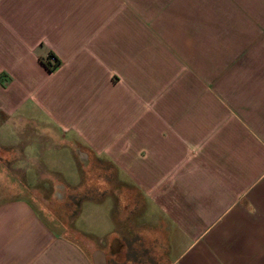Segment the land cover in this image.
<instances>
[{
  "label": "crops",
  "instance_id": "obj_1",
  "mask_svg": "<svg viewBox=\"0 0 264 264\" xmlns=\"http://www.w3.org/2000/svg\"><path fill=\"white\" fill-rule=\"evenodd\" d=\"M150 7L0 0L14 170L110 176L60 230L0 197V264H264V9Z\"/></svg>",
  "mask_w": 264,
  "mask_h": 264
},
{
  "label": "rangeland",
  "instance_id": "obj_2",
  "mask_svg": "<svg viewBox=\"0 0 264 264\" xmlns=\"http://www.w3.org/2000/svg\"><path fill=\"white\" fill-rule=\"evenodd\" d=\"M150 9H264V0H149ZM249 12V10H247ZM252 16V14H250ZM249 22V20H247ZM250 27H252L250 25ZM6 115L0 111V123L6 118ZM25 117L24 114L18 113L12 118L20 119ZM10 127H13L12 125ZM50 128V127H46ZM43 127H39L42 131ZM81 151V150H79ZM78 151V152H79ZM70 161V170L76 171L74 166H78L79 173H44L27 175L14 170L12 165L13 158L9 157L12 154L8 148L0 147V197L7 196H26L31 199L39 214L47 220L51 226L56 230H60L56 224V217L67 218L74 213L76 205L78 204V194L87 198L93 193V186L89 187V183L108 179L109 174H99L97 168L107 165V163L100 162L95 158H87L81 152ZM90 161V162H89ZM92 166L90 173H86L84 165ZM56 166V163H54ZM96 167V168H95ZM108 167V166H107ZM96 171V172H95ZM32 176V178H31ZM83 184H82V183ZM81 185L79 193L77 191V184ZM63 184L62 198L56 196V185ZM80 187V186H79ZM62 200L61 202L58 200ZM71 202V203H70ZM71 205V206H69ZM73 212V213H72ZM54 217V218H53Z\"/></svg>",
  "mask_w": 264,
  "mask_h": 264
},
{
  "label": "water",
  "instance_id": "obj_3",
  "mask_svg": "<svg viewBox=\"0 0 264 264\" xmlns=\"http://www.w3.org/2000/svg\"><path fill=\"white\" fill-rule=\"evenodd\" d=\"M63 189H64V186L62 185V184H57L56 185V196L58 197V198H62V195H63ZM93 257H94V259H95V261L97 262V264H100L99 262H102V261H104L103 260V254L100 252V251H97V252H95L94 254H93Z\"/></svg>",
  "mask_w": 264,
  "mask_h": 264
},
{
  "label": "trees",
  "instance_id": "obj_4",
  "mask_svg": "<svg viewBox=\"0 0 264 264\" xmlns=\"http://www.w3.org/2000/svg\"><path fill=\"white\" fill-rule=\"evenodd\" d=\"M51 56H55L56 58V61L54 63L50 61ZM42 61L49 69H53L60 62L59 58L53 53H50L47 57L43 58Z\"/></svg>",
  "mask_w": 264,
  "mask_h": 264
},
{
  "label": "built area",
  "instance_id": "obj_5",
  "mask_svg": "<svg viewBox=\"0 0 264 264\" xmlns=\"http://www.w3.org/2000/svg\"><path fill=\"white\" fill-rule=\"evenodd\" d=\"M50 61H51L52 63H54V62L56 61L55 56H51V57H50Z\"/></svg>",
  "mask_w": 264,
  "mask_h": 264
},
{
  "label": "flooded vegetation",
  "instance_id": "obj_6",
  "mask_svg": "<svg viewBox=\"0 0 264 264\" xmlns=\"http://www.w3.org/2000/svg\"><path fill=\"white\" fill-rule=\"evenodd\" d=\"M81 152H82V151H79L78 153H80V154H81Z\"/></svg>",
  "mask_w": 264,
  "mask_h": 264
}]
</instances>
